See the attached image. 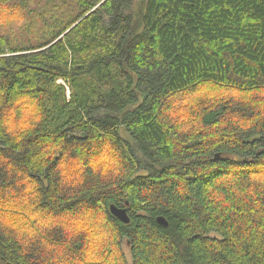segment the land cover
Listing matches in <instances>:
<instances>
[{
  "label": "trees",
  "instance_id": "trees-1",
  "mask_svg": "<svg viewBox=\"0 0 264 264\" xmlns=\"http://www.w3.org/2000/svg\"><path fill=\"white\" fill-rule=\"evenodd\" d=\"M0 264H264V0H0Z\"/></svg>",
  "mask_w": 264,
  "mask_h": 264
},
{
  "label": "water",
  "instance_id": "water-1",
  "mask_svg": "<svg viewBox=\"0 0 264 264\" xmlns=\"http://www.w3.org/2000/svg\"><path fill=\"white\" fill-rule=\"evenodd\" d=\"M111 211L112 213L118 217L120 220L124 221V222H129L130 221V217L129 215L127 214V210L126 208H120V207H117V206H114L112 205L111 206ZM157 221L164 225V226H167L168 225V221L166 220L165 217L163 216H158L157 218Z\"/></svg>",
  "mask_w": 264,
  "mask_h": 264
},
{
  "label": "rangeland",
  "instance_id": "rangeland-1",
  "mask_svg": "<svg viewBox=\"0 0 264 264\" xmlns=\"http://www.w3.org/2000/svg\"><path fill=\"white\" fill-rule=\"evenodd\" d=\"M62 81V80H61ZM129 245H128V243H127V240L125 239V241H124V248H125V251H126V253H127V255H129V247H128Z\"/></svg>",
  "mask_w": 264,
  "mask_h": 264
}]
</instances>
